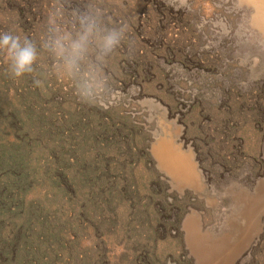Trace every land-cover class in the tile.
Here are the masks:
<instances>
[{
  "label": "rangeland",
  "instance_id": "obj_1",
  "mask_svg": "<svg viewBox=\"0 0 264 264\" xmlns=\"http://www.w3.org/2000/svg\"><path fill=\"white\" fill-rule=\"evenodd\" d=\"M252 4L0 0V33L38 46L52 35L77 39L83 17L95 22L73 68L41 51L36 71L14 78L0 51V111L23 117L10 120L15 132L0 120V146L16 132L29 144L35 182L25 199L51 208L52 228L53 218L67 221L65 247L91 264H141L144 252L155 256L149 264H264V6ZM113 29H123L120 45L104 55L100 37ZM161 133L191 161V185L159 168L152 147ZM57 166L83 182L79 202L52 188ZM133 175L139 187L159 182L150 193L165 198L161 211L123 193ZM17 219L0 214V227ZM64 262L80 264H56Z\"/></svg>",
  "mask_w": 264,
  "mask_h": 264
},
{
  "label": "trees",
  "instance_id": "obj_2",
  "mask_svg": "<svg viewBox=\"0 0 264 264\" xmlns=\"http://www.w3.org/2000/svg\"><path fill=\"white\" fill-rule=\"evenodd\" d=\"M7 92L8 90L4 89V93L6 94ZM21 115L18 111H0V120L8 130L15 132L20 129L11 126L9 122L13 119L19 120V118H23ZM24 118L29 119L30 117ZM16 134L12 140L9 139L10 142L5 143L4 147L0 146V199L2 196L5 197L4 203L8 201L9 197H14L16 200L19 199V201L13 200L10 206L0 201V214L3 217H7L6 222H13V220L18 218L17 220L20 223L18 226H13L12 224L10 228H8L9 225L0 227V264H56L58 260L69 263L75 260L80 264H91L92 258L89 260L86 253L79 251V255V253H76V249L65 247L64 241L67 233H63L60 230H63L68 225L67 221L59 223L58 218H53L54 225L52 228L49 222L50 218L53 217L51 208L44 205V203L36 204L34 201H26V190L35 182L32 177L33 173L29 172L27 168L28 161L31 159V148L28 143L20 142L21 139L18 136L20 133L16 132ZM195 152L201 170L205 176L210 178V172L203 167L202 160H200L202 157L200 149H195ZM134 153L139 159L141 157L145 158L144 151L135 149ZM146 168L149 170V167ZM64 171L63 167L57 166V173L55 174L54 172V175L48 181H50L54 190L65 193V198L70 200L78 199L77 197L82 192L83 182L80 179L76 181L73 177H68ZM153 179L148 180L149 186L139 187L134 175L133 177L130 176L127 180L122 181L123 193H127L131 201L134 198L139 199V196L142 195L146 201L153 202L156 210L161 211L165 206V198L161 194L151 195L150 189L153 186L156 185L161 188L159 182L156 180L153 182ZM52 199L50 198V200ZM79 201L80 199H78ZM17 205L20 207L18 215L14 212V206L17 207ZM48 205L51 206L50 204ZM144 209L146 210L147 208L144 207ZM56 210L54 213L57 212ZM55 219L57 220L55 221ZM54 228L58 229V231ZM64 256L69 258L64 260ZM149 257L150 260H153L155 256H149L148 252H144L141 257V264H149L150 261L148 262L147 259ZM93 263L95 264V262Z\"/></svg>",
  "mask_w": 264,
  "mask_h": 264
},
{
  "label": "clouds",
  "instance_id": "obj_3",
  "mask_svg": "<svg viewBox=\"0 0 264 264\" xmlns=\"http://www.w3.org/2000/svg\"><path fill=\"white\" fill-rule=\"evenodd\" d=\"M95 27L94 21L83 17V31L77 39L52 35L43 39L39 46L37 42L26 36L21 38L11 31L3 32L0 33V51H3L8 57L9 71L14 78H22L27 74L34 73L41 51L63 60L64 66L73 68L77 66L78 60L87 51V45L90 37L94 34ZM122 31L123 29L120 32L113 29L100 37L99 44L104 55L113 52L120 45ZM35 83L39 85L40 81L36 80ZM82 101L90 103L86 96L82 98Z\"/></svg>",
  "mask_w": 264,
  "mask_h": 264
},
{
  "label": "bare ground",
  "instance_id": "obj_4",
  "mask_svg": "<svg viewBox=\"0 0 264 264\" xmlns=\"http://www.w3.org/2000/svg\"><path fill=\"white\" fill-rule=\"evenodd\" d=\"M240 1L244 2L247 5L248 4L253 5L252 1H256L262 4V6H264V0H240ZM258 12H259V17L261 16L262 19H264L263 18L264 8L263 11H258ZM260 31L264 32V30H260ZM152 154L154 158L157 160L159 168L163 170L168 176H170L171 181L173 183L180 185H191L193 183L195 176L193 173L194 170L192 168L191 161L189 160L188 156L180 153L179 150L175 148L173 142L171 141L170 135L164 133L158 135L155 142L153 143ZM189 235L191 239L193 238V242H195L196 241L195 238L197 237V235L194 234L192 231H190ZM192 245L196 247L197 244L193 243Z\"/></svg>",
  "mask_w": 264,
  "mask_h": 264
}]
</instances>
